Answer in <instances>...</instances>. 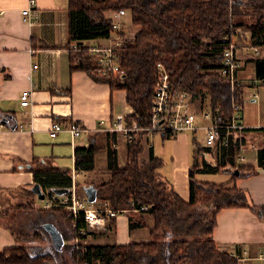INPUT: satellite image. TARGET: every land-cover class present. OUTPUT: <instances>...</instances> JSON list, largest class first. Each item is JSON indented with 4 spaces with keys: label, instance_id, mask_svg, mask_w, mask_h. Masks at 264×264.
Here are the masks:
<instances>
[{
    "label": "trees",
    "instance_id": "trees-1",
    "mask_svg": "<svg viewBox=\"0 0 264 264\" xmlns=\"http://www.w3.org/2000/svg\"><path fill=\"white\" fill-rule=\"evenodd\" d=\"M123 8L128 10L131 22L137 28L134 37H124V26L115 31L110 16H106L108 10ZM234 29L248 32L254 49L264 47V0H70L69 40L65 47L70 51L72 70H85L95 80L109 83L112 89L126 90L127 102L133 109L124 118L132 135V140H127L125 146V165L120 164L118 150L114 147L117 135L106 134L111 138L105 146L106 170L110 178L95 185V202H104L99 204L102 211L111 207L124 214L127 212L130 228L148 226L151 239L127 244L88 243V238L95 237L99 231L88 227L82 213L74 214L70 209L58 206L39 208L29 223L33 238L51 239L44 227L46 215L65 240L70 241L67 235L70 230L78 240L71 246L69 242L67 244L74 264H240L231 255L232 251L217 248L213 230L218 212L228 207L250 206L248 195L237 187L199 180L196 173L204 167L229 173L239 169V176L255 173V169L239 165L237 159L242 148L249 144V136L254 142L259 138L262 139L258 145L259 162L264 166V127L244 125L243 129L230 133L229 145L220 148L222 162L213 158L211 148L198 145L197 154L208 157L201 166L194 157L189 172L188 200L159 172L162 158L153 151L148 159L141 158L144 137L150 132L146 128L153 124L152 98L160 62L169 72L173 94L184 92L191 103L205 104L217 124H231L237 111L243 115L248 97L250 101L262 98L255 97L254 93L260 91L252 92L251 87L254 84L264 86V55L252 59L253 82L238 79L240 63L236 52V81L222 73L224 53L231 45ZM114 31L120 38V43L112 47L119 70L103 74L99 71L98 57L90 51L89 45L110 46ZM241 38L238 46L243 43ZM43 47L50 45L43 43ZM235 104L240 108L236 109ZM218 131L221 136L227 132L226 129ZM161 133L165 138L176 136L170 132ZM102 148L95 142L88 147H78L76 169L96 170V159ZM34 176L35 183L51 195L53 188L70 191L73 187L72 173L68 169H35ZM232 178L237 176L233 174ZM144 206L147 208L143 209ZM129 211H134L138 217L130 215ZM56 214H61L62 222H55ZM145 215L153 219L152 226L144 222ZM111 224L104 231L112 228ZM53 246L30 248L19 244L5 248L0 251V264H53L50 261L55 258ZM235 251L243 256L241 248Z\"/></svg>",
    "mask_w": 264,
    "mask_h": 264
},
{
    "label": "crops",
    "instance_id": "crops-1",
    "mask_svg": "<svg viewBox=\"0 0 264 264\" xmlns=\"http://www.w3.org/2000/svg\"><path fill=\"white\" fill-rule=\"evenodd\" d=\"M27 5L28 0H0V215H7L15 207L23 209L30 204L35 205L36 199H40L32 190L36 184L35 169L57 167L70 170L76 192L81 197L88 198L85 188L95 187L108 179L88 184L95 172L103 170L102 174L108 175L105 146L111 138L107 137V133L117 135L114 147L118 150L120 164L126 163V137L119 132L97 130V127L102 120L106 125H111L116 115L127 116L133 112L126 99V90L112 89L109 83L95 80L85 70H72L70 51L65 47L69 40L70 0H37L38 17L33 23H28L23 18L22 9ZM246 39L250 42L249 36ZM249 42L245 40L236 48L240 63L237 77L248 83L255 77L244 80L241 73L248 63L249 66L253 65L250 68L255 75L252 61L255 55ZM43 43L50 47H43ZM259 53L260 56L264 55V47L260 48ZM25 90L31 92V104L28 106H23L20 100V95ZM253 102L251 100L245 104ZM193 107L197 113V121H206L202 118L203 111L199 110L201 105L191 103L192 111ZM244 109L243 106V125L264 127L261 114L247 118ZM71 121H76L86 131L80 136H74L66 129L56 137L50 134L54 122L66 126ZM189 132L185 131L168 139L170 141L167 143L171 142L172 169L164 171V174L159 170L185 200L189 198V172L194 157L198 158L200 166L205 162L204 158L208 157L206 154H197L195 150L198 146L194 147V142H198L196 139L192 142ZM151 133L154 134L150 132L146 134L148 138L144 137L141 158L148 159L152 151L155 154ZM249 139V144L242 148L240 154L247 160L241 161L238 158L237 163L246 169L253 168L256 172L232 178L233 174L228 171H217L222 174L217 173L215 182L228 188L245 190L250 206L221 209L217 214L213 239L219 250L231 252L241 248L248 264H264V257L260 256L264 252V166L259 162L258 151L262 139L258 138L255 142ZM92 142L103 147L98 156L102 162L99 164L96 161V170L92 172L78 171L76 149L88 147ZM120 149L123 151L120 152ZM212 152L213 158L222 162L220 149ZM78 177H86V180L78 182ZM54 189L57 188L52 189V196H61L53 192ZM45 193L51 197L50 193ZM126 213L112 218V224L110 220L112 228L88 239L99 244L146 241L144 236L148 235V226L132 230ZM45 218L50 219L46 215ZM46 221L44 227L49 222L55 225L52 221ZM144 222L149 225V221ZM104 238L106 240H102ZM21 239L11 225L0 219V251L18 246ZM44 241V245H38H53L48 237ZM65 242L69 241L64 239ZM32 244L36 246L35 243ZM26 245L29 246V243Z\"/></svg>",
    "mask_w": 264,
    "mask_h": 264
},
{
    "label": "built area",
    "instance_id": "built-area-1",
    "mask_svg": "<svg viewBox=\"0 0 264 264\" xmlns=\"http://www.w3.org/2000/svg\"><path fill=\"white\" fill-rule=\"evenodd\" d=\"M128 13L126 9H119L113 12L110 16L113 22V28L115 31H120L123 24V17ZM22 15L24 20L28 23H33L34 19L38 17V5L37 0H28V5L22 9ZM235 34L231 41L230 47H228L224 53V68L222 73L229 75L230 79L236 81L235 70L237 67V60L234 56L236 48L238 46V39L243 36L244 31L234 29ZM119 38V37H118ZM120 43V38L117 43H114L108 47L99 46L92 43L89 45V49L92 53H95L98 57V62L101 66L99 71L103 74L111 71L119 70V63L116 53L112 50L113 46ZM76 47V45H73ZM256 54H258L257 48H255ZM158 80L154 88V94L152 98V111H153V124L146 128L148 131H160L170 132L177 135L185 131H197L198 129H205L206 136L204 139V145L207 148H211L212 151H217L221 147H227L231 141L230 133L243 129L244 125L241 122L242 114L237 111L233 116V120L229 125H221L215 122L213 113L210 110H204L202 112V118L209 120V124L201 126L197 125V113L191 110V102L187 93L181 92L176 95L172 92V84L170 81V75L166 66L160 62L157 64ZM30 91L25 90L20 95L21 104L28 106L31 104ZM255 97H260V92L254 93ZM236 109L240 106L235 104ZM125 116L118 114L114 117L111 125H106L102 120L97 130H109L113 132H119L126 137V141L132 140L130 134V128L125 124ZM68 130L74 136H80L85 128L80 127L76 121H71L66 126H63L60 122H54L50 130V134L56 137L61 131ZM218 129H226L227 132L224 136L218 134ZM241 161H246L247 158L244 155L238 157ZM50 202L46 203L43 207L50 208L53 206L66 207L70 209L74 214L82 213L85 221L90 229L104 230L109 224L111 218H116L121 212L116 211L111 207L100 210L99 203L90 202L87 198L81 197L76 192L75 186L70 189L67 194L61 196H52L49 198ZM144 206L143 209H146ZM231 255L240 261V264H248L244 256H240L235 250L231 252ZM264 257V252L260 254Z\"/></svg>",
    "mask_w": 264,
    "mask_h": 264
},
{
    "label": "rangeland",
    "instance_id": "rangeland-1",
    "mask_svg": "<svg viewBox=\"0 0 264 264\" xmlns=\"http://www.w3.org/2000/svg\"><path fill=\"white\" fill-rule=\"evenodd\" d=\"M113 12L114 11L108 10L105 13H106V16L109 17V16L113 15ZM123 19L124 20H123L122 26H124V30L126 33V34H124V37L125 36L126 37H134L135 33L137 32V28L132 24L131 16H130L129 12L123 17ZM113 35H114V38H113L112 42H110L111 43L110 45L117 43L119 41V38H118L117 33L115 31H114ZM120 36L123 39V36L122 35H120ZM248 36H249L248 32L244 33L242 38H241L242 41L244 42L246 40V42H249V40L246 39ZM107 45H109V44H107ZM255 48H257V47H255ZM252 50H254L255 56L256 55L260 56L259 55L260 54L259 53L260 48H257L258 54H256V50L253 48V46H252ZM250 67L253 68V65L249 66V64L247 63V65L244 69L245 71L241 73V76L244 78V80H250V79H253L255 77L254 70L251 69ZM250 81L253 82V80H250ZM245 82L248 83V81H245ZM251 89H253L252 92L257 91V90L262 92V98L256 99L252 104L251 103L245 104L244 105V107H245L244 113L247 114V118H250V116H252L254 118V117H257L256 115L261 114L262 118H263V122H264V86H260V85L256 86L254 84L251 87ZM247 102H250V97L247 98ZM194 103L199 104V102H194ZM194 103H192V104H194ZM204 109L206 110L209 108L206 107L205 104L199 108V110H201V111H204ZM193 110L195 112L194 107H193ZM209 122H210L209 120L201 121V122L197 121V123L200 125H202V124L206 125V124H209ZM189 134H191L192 142H194V139H196V142H198V143L194 142V147H195V145L198 146L199 144L204 145V139L206 136L205 129L204 130L199 129L197 131H193V130L191 131L190 130ZM194 134L196 136L195 138H194ZM151 135H152V133H151ZM145 137L148 138V136H146V135H145ZM165 137L166 136H163V133L156 132L150 138L151 142L155 146V154L158 157L160 156V158H162V160H163V165L160 166V168H159V170L163 174H164V171L168 172L172 169V164L170 162V160H171V142L167 143V141H170V140H168L170 138H168V137L165 138ZM126 143H127V141H126ZM162 147H163V151H162ZM122 151L123 150L120 149V152H122ZM99 155H100V152L98 153V156ZM98 156H97L96 161H98L100 164V162H102V159H99ZM98 171H99V169H98ZM101 171H103V170H100L99 173H96V172L93 173L92 177L88 181V184L98 183L104 178H108V179L110 178L109 174L108 175L102 174ZM217 173L222 174V172H217L216 170H212L209 167H207V168L204 167L203 169L197 171L196 176L199 180L215 182L216 178H218V177H215L217 175ZM77 180H78V182L79 181L84 182L86 180V177H78ZM49 198H50V195L47 194L45 199H36V204H35L36 206L33 204H30V206H25V208H23V209H19L18 207H15V209L10 210V212L7 213V215H0V219L2 221L4 220L7 224L11 225V227L16 232L17 236L20 239L22 238L21 239L22 241H19L20 245L25 247V246H27L26 244L29 243V246H31L33 248V247H38L40 245L45 244V241L42 240L41 238L37 237L35 239V238H33V236L30 235L32 233V231H31L32 229L30 228L29 223H30V220L33 219L36 216V213H38V211H39V209H37L36 207L37 206H38V208L41 206L43 207L46 203H49L50 202ZM98 203L101 205L104 202L101 200L100 201L98 200ZM26 208H27V210H26ZM128 213L130 215L132 214L133 216H135V218L138 217V216H136L138 214H136L134 211H129ZM56 215L57 216L55 218V221L57 223L62 222L61 221L62 218L60 217L61 214H56ZM210 217H211V213H210ZM145 218H146L147 222L149 221V225H153V219L151 217H149V215H145ZM63 230H65V229H63ZM98 231L104 232V230H98ZM24 232H27V234ZM67 235H69V237H70V241H69L70 246L72 244L78 243L77 239H75L73 237L72 230H70ZM144 238H147L146 240L151 239L150 231H148V235H145ZM102 240H106V239L104 238ZM87 242L90 243L91 241L88 239ZM32 243H35L36 246H32V245H34ZM69 243L63 242V244L60 247L53 246L55 249V254H54L55 258L50 259L51 262L53 261V264H74L72 262V259L70 258L71 253H70L69 247L67 245ZM38 244H40V245H38ZM80 246L82 247V246H84V244H80Z\"/></svg>",
    "mask_w": 264,
    "mask_h": 264
},
{
    "label": "water",
    "instance_id": "water-1",
    "mask_svg": "<svg viewBox=\"0 0 264 264\" xmlns=\"http://www.w3.org/2000/svg\"><path fill=\"white\" fill-rule=\"evenodd\" d=\"M232 173L235 175V176H239L240 175V171L239 169H234L232 171ZM32 190L34 191L35 194L38 195V197L40 199H45L46 197V193L45 191L42 189L41 185L39 183H36L34 184ZM69 189L68 188H57V189H54L53 192H55L56 194H59V195H63L64 193L68 192ZM85 191L87 193V196H88V200L90 202H95L96 200V189L94 186L92 187H87L85 188ZM45 229L48 231V233L50 234L51 236V240L53 242V245L55 247H60L63 242H64V238L60 232V230L51 222L47 223L45 225Z\"/></svg>",
    "mask_w": 264,
    "mask_h": 264
},
{
    "label": "bare ground",
    "instance_id": "bare-ground-1",
    "mask_svg": "<svg viewBox=\"0 0 264 264\" xmlns=\"http://www.w3.org/2000/svg\"><path fill=\"white\" fill-rule=\"evenodd\" d=\"M220 157V156H219Z\"/></svg>",
    "mask_w": 264,
    "mask_h": 264
}]
</instances>
